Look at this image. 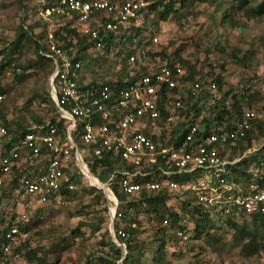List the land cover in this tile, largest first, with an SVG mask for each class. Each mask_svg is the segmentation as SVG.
<instances>
[{"label": "built area", "instance_id": "obj_1", "mask_svg": "<svg viewBox=\"0 0 264 264\" xmlns=\"http://www.w3.org/2000/svg\"><path fill=\"white\" fill-rule=\"evenodd\" d=\"M149 2L57 0L37 12L47 22V42L39 52L52 64L48 94L55 117L14 134L6 129L0 114V197L2 190H9L22 207L17 215L11 210L0 213V264H12L14 250L28 240L29 230L18 225L27 220L25 209L70 204L76 182L81 176L95 177L89 164L105 155L114 159L110 171L99 169L109 181L104 194L113 202L110 236L116 244L128 235L118 223L134 225L131 220L137 206L128 202L138 203L142 190L192 198L219 226L228 219L238 222L255 213L264 215V162L248 168L249 178L236 176L232 169L257 150L240 148L263 112L249 106L234 111L231 107L234 98L246 99L255 78L240 79L231 87L222 83L219 88L207 70L192 79L179 62L169 65L158 55L149 56L143 44H134L123 59L117 55L120 45L110 48L102 68L113 64L118 71L126 69V74L103 79L97 75L99 67L94 69L97 63L74 60L55 33L68 24L87 36L89 56L100 57L106 37L124 33ZM193 19L187 11L180 17V29L187 30ZM150 41L154 44L158 38ZM3 96L0 90V101ZM111 184L125 195L122 203ZM176 235L185 237L180 229Z\"/></svg>", "mask_w": 264, "mask_h": 264}, {"label": "rangeland", "instance_id": "obj_2", "mask_svg": "<svg viewBox=\"0 0 264 264\" xmlns=\"http://www.w3.org/2000/svg\"><path fill=\"white\" fill-rule=\"evenodd\" d=\"M262 0H249L248 4L239 8L235 0H207L194 1L183 10L192 12L194 19L187 30H182L178 23V12H173L165 21L145 19L141 14L135 26L146 23L147 28L144 39L156 36L158 42L151 41L144 47L152 53L166 48L168 56L175 55V50L180 48L179 55L196 67L207 70L211 75H219L225 85L234 82L255 78L256 83L249 93L254 94L251 100L245 99L242 106L258 108L263 112L260 124L264 125V15L252 17L249 7L256 6ZM13 0H6V4ZM28 6H35L38 0H23ZM17 4L9 9L0 6V50L6 42L12 40L18 29L19 17ZM2 9V10H1ZM6 9V10H5ZM5 10V11H4ZM226 11L231 20L237 26L226 24L220 20L219 13ZM39 17L36 12L33 18ZM150 25V26H149ZM41 25L34 27L38 32ZM142 29V28H141ZM174 52V53H173ZM2 56L0 54V63ZM11 63L16 61L26 65L36 56L32 48L14 54ZM112 60V59H111ZM45 63V62H43ZM46 64V63H45ZM101 67L104 64L99 65ZM106 66V65H105ZM98 68V64L94 69ZM99 72L104 76H116L119 73ZM209 74V75H210ZM101 75V77H102ZM48 74L38 65L24 68L20 78L15 77L11 66L6 70L1 80V91L3 98L0 101V112L4 113L3 119L11 129L17 126H30L53 116L52 102L47 96ZM39 120V122H37ZM258 121V120H256ZM255 121V122H256ZM262 131V132H261ZM249 145L250 149H257V159L264 154V126L261 129L254 124ZM248 154V153H247ZM249 156V154L247 155ZM246 156V158H247ZM95 177L87 179L81 176L76 182V189L70 195V204L65 206H53L47 204L26 211L29 225V237L27 247L37 248V255L44 258L45 262L55 264H109L111 260V246L116 244L110 236V214L113 202L104 194L109 188V181L104 170H96ZM99 182L101 185H99ZM166 200L165 206L159 208L163 216L147 211L138 206L132 215L133 226L120 222L122 227H131L135 231L125 241L142 245V256L136 264H155L154 252L158 240L156 234L164 230L166 256L160 264H264V229L258 227L259 246L248 251L242 250L246 237L240 240L234 239V231L225 224L221 227L207 229L208 233H202L200 237H194L191 224L188 229V219L180 221L179 224L185 229V237L178 238L176 227L171 225L168 217L169 211L181 212V201L185 197L181 194L171 195ZM22 207L18 204L8 190H2L0 197V213L11 210L16 215L21 212ZM167 209V211H165ZM210 221V219L208 220ZM240 224H244L248 230L255 226L249 220L238 218ZM210 236H215L213 241ZM119 243L121 241L118 240ZM121 246L126 253L125 244ZM138 251H135V253ZM13 252L12 264H37L24 255ZM108 257V258H107ZM104 258H107L103 261ZM122 258L116 259L115 264H121Z\"/></svg>", "mask_w": 264, "mask_h": 264}, {"label": "trees", "instance_id": "obj_3", "mask_svg": "<svg viewBox=\"0 0 264 264\" xmlns=\"http://www.w3.org/2000/svg\"><path fill=\"white\" fill-rule=\"evenodd\" d=\"M23 0H13V2H9L6 4V0H0V6L2 8L6 7V9H9L12 7L14 4H17V12H18V17H19V24H18V29L16 30V34L14 38L8 42L5 43V45L2 47L0 50V54L2 56V60L0 63V89H1V80L2 77L4 76L6 70L11 66L12 71L14 72L15 77L20 78L22 75V72L24 71V68L32 66V65H38L39 69H42V71L46 72L48 76L52 72V64L49 60H46L39 52L40 47L47 42V36H46V29H47V22L41 17L33 18L32 24L30 19H32V15L34 16L36 12L39 10H44L50 6H52L57 0H38L37 4L35 6H28L25 4V2H22ZM196 0H150V2L143 8L139 9V14H142L144 18H147L148 20H153V25L156 24L157 21H165L167 20L170 15L173 12H176L177 10H180L178 12V23L180 21V17H182L187 11L183 10L189 6L190 3H193ZM198 1H207V0H198ZM239 4V8L244 7L245 5L248 4L249 0H235ZM5 9V10H6ZM2 10V9H1ZM4 10V11H5ZM249 11L252 17H259L264 15V0L259 2L256 6L249 7ZM190 12V11H188ZM192 13V12H191ZM53 17V15H50ZM58 17L60 19H64L63 14H58ZM220 20L225 22L226 24L232 25V26H237L236 22L234 20L230 19V16L228 13L224 10L219 13ZM133 20V18H131ZM41 25V29L38 32H34V27ZM148 26V25H147ZM146 23L142 24L140 27L135 26V24H130L127 26L126 30L124 33H122L119 37L115 38L113 35L110 34V36L106 37L105 39V46H104V53L100 57H90L89 54L87 53V48L90 44L87 36L79 35L78 32L75 30V28L70 27L67 25L65 26H60L56 30V35L59 36L61 40H63V43L66 45L65 47L69 48L70 55H73L74 60H80L81 62H84L85 65H89L90 63H97L98 64V70L97 72L104 71V69L99 66L101 64H104L108 61V52L111 47H114L116 45H120L119 50L117 52V55L121 56L123 59L124 56L127 55L131 50L132 45H141V44H146L150 41V37L147 39H144L145 29L147 28ZM150 26V25H149ZM142 28V29H141ZM59 30L62 31L59 32ZM75 37L76 40L73 42L71 39ZM28 48H32L36 59L35 60H30L26 65H22L21 62L16 61L14 63H11L12 57L14 54H19L23 51H25ZM180 48L176 49L175 55L172 54L171 57L168 56V53L166 51V48L163 47V49H160L159 51L152 53L150 51H147V54L149 56H156L158 55L161 59H166L168 64L171 65L175 62H179L181 65L185 66L189 70V76L190 78H194L196 75H200L202 77V69L196 67L195 63H190L186 59L181 58L179 55ZM173 52V53H174ZM45 62V63H43ZM119 73L118 77H120L123 74H126V69H120L119 71L115 69L114 65L111 64L105 72L109 73L112 72ZM210 74V73H208ZM100 78L105 79L106 76L103 77L102 74H97ZM102 75V77H101ZM215 81L218 84V87L221 88V85L223 82L222 78L217 74L213 75ZM135 79V78H130V80ZM109 82V80H107ZM119 86H124V84H121V82H118ZM231 87V85H230ZM117 91V90H116ZM229 92V91H227ZM253 92V91H252ZM251 92V93H252ZM249 93L246 96V99L250 96ZM227 93H224L226 95ZM254 94H251L250 97H253ZM47 96L49 98L48 90H47ZM249 97V101L251 98ZM49 100L52 102L53 101L49 98ZM245 99H235L232 102V108L233 111L239 109L243 101ZM195 101V100H192ZM196 104V102H193ZM55 110V107L53 106V112ZM1 116L3 117L4 113L1 111L0 112ZM55 114L53 113V116L51 117V120H54ZM262 120H258L256 122H253L252 127L246 132V135L244 136V146L241 147L240 149L243 151L246 148L249 147L250 140L254 133H252L253 126L256 124L260 129L261 127L263 128L264 125L260 124ZM39 122V120H37ZM42 122V121H41ZM39 122V123H41ZM4 124L6 126V129L10 133L18 134L21 130L20 128H24V126H17L15 129H11L4 120ZM26 130L25 128L22 129V131ZM262 132V131H261ZM75 141L79 146H82L81 140L76 137ZM43 154L46 153V150L44 149ZM257 153L258 150L253 151L252 153L247 156V158H243L241 161L236 163L232 169L235 172L236 176L241 175L242 177L249 178L251 175V172L248 171V168L253 167V168H258L261 166V164L264 162V154L263 157H260L257 159ZM113 158L109 157V155H105L104 159L101 160H94L89 164L90 170L94 173L96 170L99 168H104L106 171H110L113 167ZM263 180V179H262ZM259 182L261 180H258ZM111 189L113 190L115 196L117 197L118 201L122 203L126 197L125 195L118 190V187L116 184H111ZM168 198H171V196L166 192V191H159V192H147L142 190L139 196L138 203L134 202V200L130 199L128 204H133L138 206H141L142 208H145L147 211H153L155 214H159V216H163L160 213L159 208L165 206L166 200ZM144 203L143 206L141 203ZM193 199L190 198L188 199L187 197L182 199L181 201V212H171L169 211L168 217L170 218V223L173 226H177L176 229H180L185 232L184 227L182 224H179L180 221L185 220V216L187 217L188 221V229H190L189 225L191 224L192 230L194 232V237H200L202 233H208L207 229L209 228H214V227H221L217 225L215 222L208 221V212L203 211V209L199 206V204L193 203ZM26 211H29L28 209H25ZM25 211V213H26ZM167 211V209L165 210ZM255 228L253 230H248L244 224H240L237 221L228 219L226 220V226L228 228H231L235 235L234 239L235 240H240L243 237H246L245 243L241 246L242 250L248 251L250 249H256L259 246V241L258 237L260 239L263 238L258 233V229L262 227L264 229V215L255 213L251 216V218L248 219ZM117 224V223H116ZM19 227L23 229L29 230V225L26 222L20 221L18 223ZM124 229L128 232V235L125 238H119V241L125 244L126 248V253H124V250L121 248V246L117 244H112L111 246V253L113 258V262L111 260H106L107 258H104L103 261L106 260L109 264H115L116 259L122 258V263L121 264H136L139 262L140 257L142 256L141 249L143 248L142 245H138L137 243H128V241L131 240V238L128 239L129 235H131L135 229L131 227H124ZM160 233L156 234L155 239H157L159 242L157 244V248L154 252L153 255V260L155 264H160L165 256V238L166 235L164 234V230L161 231L159 230ZM179 238V236H177ZM181 238V237H180ZM128 239L127 242H125ZM211 240H217L215 236H210ZM22 250V252H20ZM37 248H29L27 247V240L23 243H21L14 252L16 253H21L24 255L28 260L31 262L33 260L36 261L37 264H55V263H49L45 262L44 258L41 256L37 255ZM135 251H138L135 253Z\"/></svg>", "mask_w": 264, "mask_h": 264}, {"label": "crops", "instance_id": "obj_4", "mask_svg": "<svg viewBox=\"0 0 264 264\" xmlns=\"http://www.w3.org/2000/svg\"><path fill=\"white\" fill-rule=\"evenodd\" d=\"M37 124H39V123H37ZM28 126H24V128L26 129ZM24 128H20V130L22 131V129H24Z\"/></svg>", "mask_w": 264, "mask_h": 264}, {"label": "bare ground", "instance_id": "obj_5", "mask_svg": "<svg viewBox=\"0 0 264 264\" xmlns=\"http://www.w3.org/2000/svg\"><path fill=\"white\" fill-rule=\"evenodd\" d=\"M99 185H101L100 182H99Z\"/></svg>", "mask_w": 264, "mask_h": 264}]
</instances>
